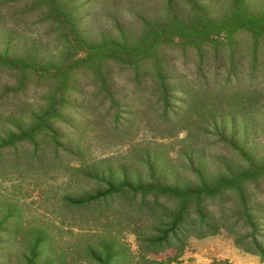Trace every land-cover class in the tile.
Returning <instances> with one entry per match:
<instances>
[{"label": "rangeland", "instance_id": "obj_1", "mask_svg": "<svg viewBox=\"0 0 264 264\" xmlns=\"http://www.w3.org/2000/svg\"><path fill=\"white\" fill-rule=\"evenodd\" d=\"M261 165L264 0H0V264H264Z\"/></svg>", "mask_w": 264, "mask_h": 264}, {"label": "trees", "instance_id": "obj_2", "mask_svg": "<svg viewBox=\"0 0 264 264\" xmlns=\"http://www.w3.org/2000/svg\"><path fill=\"white\" fill-rule=\"evenodd\" d=\"M246 170H242L235 174H230L231 177H237L238 180H240V178L243 176V178H245V180H255V179H259V178H263L264 179V165L261 166H252L250 168H246ZM241 186H237V187H242L243 190H245V184L241 183ZM203 186L206 187V184H203ZM229 186L230 183L226 184V188H230ZM202 190V193H195L191 194V193H186L185 196H183L181 199H175L174 201L176 203H178L179 205V209L178 211L181 213V217L183 218L185 215H188L189 217L191 215H197L201 221V232L203 233L204 231H212V234H215L218 231V228L216 226L215 223L217 222H221L220 219H218V217L215 214H210L209 215L207 213V210L205 209V207L207 206L206 200L210 199L212 196V200H214V196L211 194V192L205 188ZM234 190L236 189L233 188ZM211 195V196H210ZM156 200L154 201V204L152 207H150V214H154L157 212L158 208H160L161 206V200H160V196L157 195L155 196ZM215 201V200H214ZM209 211V209H208ZM211 211V209H210ZM153 216V215H152ZM249 227H252V225H249ZM207 236V233L204 234ZM209 235V234H208ZM151 247L150 249L147 250V252H145L146 255H156L157 253H159V250H155V247H157V243H153L150 244ZM161 246V245H160ZM258 247V246H257ZM161 249V248H160ZM262 251V250H261ZM156 253V254H155ZM263 253V252H261ZM217 264H225V263H217Z\"/></svg>", "mask_w": 264, "mask_h": 264}]
</instances>
